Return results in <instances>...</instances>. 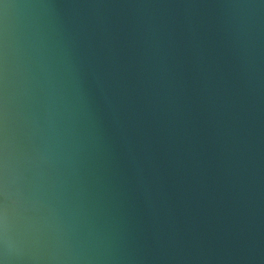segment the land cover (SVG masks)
Wrapping results in <instances>:
<instances>
[{
	"label": "clouds",
	"instance_id": "clouds-1",
	"mask_svg": "<svg viewBox=\"0 0 264 264\" xmlns=\"http://www.w3.org/2000/svg\"><path fill=\"white\" fill-rule=\"evenodd\" d=\"M0 264H264V0H0Z\"/></svg>",
	"mask_w": 264,
	"mask_h": 264
},
{
	"label": "water",
	"instance_id": "water-1",
	"mask_svg": "<svg viewBox=\"0 0 264 264\" xmlns=\"http://www.w3.org/2000/svg\"><path fill=\"white\" fill-rule=\"evenodd\" d=\"M6 2L10 3V4H19V3H23L25 2V0H6ZM20 9L17 8H10L9 9V18H10V22L15 23L18 21L20 14H21Z\"/></svg>",
	"mask_w": 264,
	"mask_h": 264
}]
</instances>
